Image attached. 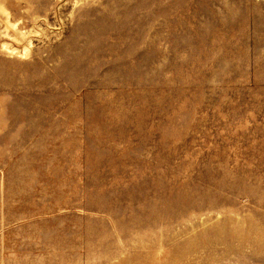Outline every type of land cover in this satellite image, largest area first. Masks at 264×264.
<instances>
[{"label":"rangeland","instance_id":"1","mask_svg":"<svg viewBox=\"0 0 264 264\" xmlns=\"http://www.w3.org/2000/svg\"><path fill=\"white\" fill-rule=\"evenodd\" d=\"M0 264H264V0H0Z\"/></svg>","mask_w":264,"mask_h":264}]
</instances>
